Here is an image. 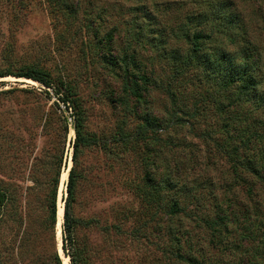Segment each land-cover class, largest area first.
Here are the masks:
<instances>
[{
  "label": "rangeland",
  "instance_id": "obj_1",
  "mask_svg": "<svg viewBox=\"0 0 264 264\" xmlns=\"http://www.w3.org/2000/svg\"><path fill=\"white\" fill-rule=\"evenodd\" d=\"M223 12L232 29L228 37L216 34L212 44L218 47L210 51L238 55L235 64L247 52L264 78V0H0V76L12 74L0 77V190L10 196L0 207V264H66L71 253L64 247L63 223L52 225L48 199L34 185L42 180L37 170L63 150L57 202L64 209L75 132L72 109L62 115L56 108H66L55 94L61 88L71 106L81 105L90 134L112 137L131 112L133 129L146 116L157 125L135 149L123 154L118 147L116 162L97 148L82 152L80 170L99 179L82 180L76 189L77 264H190L179 261V250L201 264H264V184L240 181L238 173L252 183L229 154L236 146L229 131L242 125L227 99L241 87L220 97L215 79L208 82L183 60L190 49L181 34L186 19L189 30L202 25L210 31ZM110 36L112 43L103 45ZM134 52L137 67L128 76L139 83L140 101L130 93L123 98L121 58ZM105 58L119 63L108 65ZM23 73L44 75L52 87L15 77ZM257 89L240 114L264 101V80ZM219 103L228 108L225 114ZM254 118L264 122V112ZM256 125L252 130L264 136V126ZM252 149L264 161V139ZM191 193L201 203L198 214L223 219L225 232L213 237L185 214L172 222V201L182 198L187 206Z\"/></svg>",
  "mask_w": 264,
  "mask_h": 264
},
{
  "label": "trees",
  "instance_id": "obj_2",
  "mask_svg": "<svg viewBox=\"0 0 264 264\" xmlns=\"http://www.w3.org/2000/svg\"><path fill=\"white\" fill-rule=\"evenodd\" d=\"M147 21H151L152 16H148L145 14L144 16ZM216 23L219 22L218 26H214L213 29L210 31H203L202 25L201 27L198 26L197 30H189V25L191 23L188 18L185 21V27L184 31L181 34H184V40L187 42L189 49V54L183 59L185 65L189 66L193 69H199V71L202 73V78L207 80L208 82L211 79H215L214 82L217 83L218 86V95L222 97V95H229L233 90L240 88V91L238 94H236V97L233 99H227V101H230V106L228 107L235 109V113L233 114L234 121L241 124V128H234L233 125V134L230 132V138L236 143L235 148L232 152L229 154H233V157L235 158V163L238 165L237 167H241L242 173L250 178L251 182H248V180L244 179L241 174H237V178L240 181H243V183H248L250 185H256L257 183L262 182L264 184V161L261 159L260 150L254 151L252 149V145L256 142L260 143L264 136L262 135V130L258 129L255 131L252 130L251 126L256 125L260 128L259 124L264 126V122H261L263 120H260L259 122H256V119L254 118L255 113H262L264 112V101L262 99H257L259 103V106H256L253 110L249 112H241V107L249 102H252L251 99L257 98V93H250L251 89H254L255 91L258 90V86L260 85V82L264 80L262 76L259 75V66H257L255 63H253L252 56H248L247 52H245L244 58L237 62L235 64L236 58L238 59V55L233 57L232 59L229 58L228 51L217 49L216 53L214 55L210 51V48L218 47L213 45L212 43L216 44L215 41L216 34H221L226 37L229 36V32H231L232 26L231 19L228 18V13L223 12V14L218 15L215 19ZM205 25V24H204ZM188 27V29H186ZM136 31V30H135ZM134 31V32H135ZM137 41H140L141 35L140 32L136 31ZM113 36H110L108 40H106L105 46H108V43H112ZM102 45V46H103ZM210 51L211 54L208 55L207 52ZM253 53V52H252ZM128 53H125L122 59V65H124V95L123 98L126 97V93H130L133 95L137 100H143L142 96V90L138 86L139 83L135 82L134 76H128L130 68H136L137 67V54L134 52L132 56H129L127 58ZM247 55V56H246ZM119 59V58H118ZM118 59H107L105 58V62L108 63V65L116 66L119 62ZM218 63V64H216ZM12 74H5L0 77L9 76ZM17 78H27L32 79L34 81L40 82L44 84L46 87L51 88L52 82L47 80L44 75L41 74H33V73H23V74H16ZM130 79L131 84H130ZM143 81L145 79V83L148 81L146 77L141 78ZM206 81V82H207ZM61 90H63L61 88ZM61 90H56L55 94L58 96V100L61 101L65 105V110L61 108L59 104L56 105V108L59 110V112L63 115H65L66 112L69 111L71 108L73 113V126L75 132V139L72 144V167L69 172V178L67 183V195L64 198V232L66 233L65 243L64 247L65 250L71 251V253L66 254L69 258H71L72 264H77V258H76V248L74 247V243L76 242L74 239V232L76 228L80 225V220H78L75 217L74 213V203L76 199V189L78 187V184L83 181H91V178L98 177L99 176H86L85 170L82 168L80 170V162L79 158L84 150H90L92 148H97L102 153L103 158H106L107 161H117L121 154H126L130 150L135 149L136 145L138 144L141 139L146 138V135H148L150 130L157 129V125L155 124V119L146 116L144 118V123L139 124L136 126V128H132L131 126V117L134 118L136 116V113L133 114L130 113L129 117H124L125 120L123 123L117 126L116 132L113 134L112 137H100L96 134H90L86 130V119L83 112V109L79 102L74 104V106L70 105V101L68 100L69 93L67 95H64ZM69 92V91H68ZM253 99V100H254ZM228 108H225L223 106V103H219L217 105V109L221 114H225L226 110ZM124 114L125 116L128 115L129 110H125L124 108ZM255 111V112H254ZM128 112V113H127ZM232 115V114H231ZM251 121V124H247V122ZM64 130L67 134L69 131V125L67 118H64ZM236 124V123H235ZM232 127V125H231ZM228 132V133H229ZM122 148V153L118 154V147ZM241 151H246L241 153ZM258 154L260 157H258ZM245 155V156H244ZM238 158H241L238 159ZM64 166V151L60 150L56 152L53 155L49 156V161L42 169H39L37 171H41V178L42 180L34 181V185L39 188V191H41L42 195H44L48 199V204L50 205L49 211V219L51 220L52 225L56 226L57 223V211H58V189L60 186V178L62 174V168ZM236 167V170L238 169ZM235 170V171H236ZM98 171V168H97ZM96 179V178H95ZM148 181L150 183L154 182L152 176H148ZM164 190L171 189V184L169 181L163 182ZM262 186V185H261ZM264 187V186H263ZM254 189V188H253ZM264 190V188H263ZM253 192V190L251 189ZM188 196L191 198V206L190 204H187V206L184 204V200L182 198H177L176 200L172 201L171 207L168 211V214L170 215V218L172 222L175 219H179V221H182V216L185 214L186 217L190 220L198 221L200 222L199 225L206 227L207 229L213 231V237H216L217 234H220L221 232H225L228 229V225L226 222L223 221V219H217V220H207L205 218H202L198 213L202 210L201 203L199 202L198 198L192 195V193ZM258 197V195H254ZM10 196L7 195L4 191L1 192L0 190V207L4 205L6 202H8V199ZM185 217V218H186ZM172 239H175L174 237ZM214 242V241H213ZM177 243L179 245V248L181 247V241L177 240ZM215 244V243H214ZM216 245V244H215ZM179 261L182 260L186 263L190 264H201L196 258L186 257L185 255L180 254V250L178 252Z\"/></svg>",
  "mask_w": 264,
  "mask_h": 264
},
{
  "label": "bare ground",
  "instance_id": "obj_3",
  "mask_svg": "<svg viewBox=\"0 0 264 264\" xmlns=\"http://www.w3.org/2000/svg\"><path fill=\"white\" fill-rule=\"evenodd\" d=\"M23 82H26V83H30V84H36L34 83L35 81L31 80V79H23ZM72 167V166H71ZM70 170V169H69ZM69 171H65V173L63 174L62 176V183L65 182V179L67 178V174H68ZM63 207L60 205L59 206V209H58V214H57V219H58V227H61L62 226V223H63ZM64 260H65V263L68 264V261H69V258L67 256H64Z\"/></svg>",
  "mask_w": 264,
  "mask_h": 264
}]
</instances>
